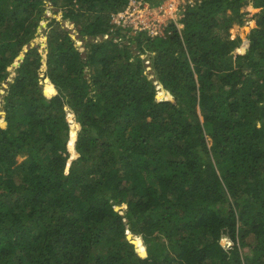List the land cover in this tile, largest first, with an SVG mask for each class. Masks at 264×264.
<instances>
[{
	"label": "trees",
	"instance_id": "trees-1",
	"mask_svg": "<svg viewBox=\"0 0 264 264\" xmlns=\"http://www.w3.org/2000/svg\"><path fill=\"white\" fill-rule=\"evenodd\" d=\"M129 1L0 0V264H264V0Z\"/></svg>",
	"mask_w": 264,
	"mask_h": 264
},
{
	"label": "rangeland",
	"instance_id": "rangeland-1",
	"mask_svg": "<svg viewBox=\"0 0 264 264\" xmlns=\"http://www.w3.org/2000/svg\"><path fill=\"white\" fill-rule=\"evenodd\" d=\"M166 2H168V4H166ZM181 3H182V0H166L165 1V3H163V4H161L158 8H156V9H151L150 8V6L148 5V4H140V3H136L135 2V4H134V6L132 7V8H134V9H140L141 10V14H144V15H147L148 16V14L151 12V13H153V15H151V16H149V17H144V18H146V20H145V22L146 21H152V20H154V19H157V20H162L161 22H162V24H164V26H165V29H166V26H168L169 24H170V22L171 21H173L174 23H176L177 24V30H179L180 32H181V30L183 29V24L181 23V21H180V18L182 17L181 16V13H180V9L182 8V7H180V5H181ZM138 4H139V7H138ZM47 5H48V7H49V3H47ZM168 5V7H167V9L168 10H165L166 12L164 13V11L162 10V11H159L160 9H164V8H166V6ZM179 6V7H178ZM260 11V9H255V8H253L252 7V5L251 4H249L247 7H245V8H243V9H241V12H243V13H246V15L244 16V18H245V20L246 21H244V24H243V26L244 27H240V26H235V27H233V28H231L230 30H229V33L226 35V38L224 39V40H229L230 38H234V37H236V36H239V37H241V38H243L247 33H248V26H249V24L251 23L250 22V20H251V17H252V15L253 14H255V13H257V12H259ZM164 13V14H163ZM46 17L47 16H52V11L51 10H47V13H46V15H45ZM58 20H60L61 21V13H58L56 16H55ZM170 17V18H169ZM130 19H135V16H133V17H131ZM63 24H64V26L66 27V28H68V29H70L71 30V33H72V37L75 39V40H77V38H78V34L76 33V30H75V28H73V25H71V23H69L68 21H64L63 22ZM45 26V23H43V25H42V27H44ZM130 27V29L132 30V27L131 26H127V27H125V28H129ZM124 29V28H123ZM142 32H144V31H142ZM165 32V31H164ZM164 32H162L163 34H164ZM147 33V32H146ZM132 34H134L133 33V30H132ZM148 34V33H147ZM163 34H161L160 36H163ZM44 29L42 28H40L39 30H38V36L32 41V43H31V47H33V46H36V45H39L40 46V49H42V53H43V56H44V54H45V51H44V49H43V46H44ZM136 35V34H135ZM159 36V35H158ZM159 36V37H160ZM78 41V40H77ZM80 45V44H79ZM77 47H78V50L80 51V52H84V46H83V43L80 45V46H78L77 45ZM238 52H240V50L239 49H237L236 51H234V53H238ZM22 54L16 59L17 61L15 62V64L14 65H12V66H10L9 68H8V71H9V73H10V76L8 77V79L6 80V81H8V82H11V80H12V77L15 75V71H14V69H15V66H16V64L17 63H19V61L22 59ZM141 58H145L144 56H141ZM145 60V59H144ZM146 64H147V60H146V62H145ZM147 70H149V71H147L149 74H148V78L149 79H151L152 78V75H151V72H150V69L149 68H146ZM153 79V78H152ZM154 84H155V89H157V86H160V84H158L157 83V81L155 80L154 82H153ZM6 85H3L2 87L4 88ZM162 89V88H161ZM0 94L1 95H3V92L1 91L0 92ZM159 95V96H158ZM162 96H165V92L163 91H161V93L160 94H157L156 95V100L157 101H160L161 100V98H162ZM0 101H1V96H0ZM68 115V118L70 117V115L69 114H67ZM3 117H4V112L2 111V107H1V103H0V119H3ZM69 122L72 124V121L70 120V118H69ZM73 127H76L74 124H73ZM209 141V140H208ZM208 145H209V143H208ZM19 161L21 160L20 158L18 159Z\"/></svg>",
	"mask_w": 264,
	"mask_h": 264
},
{
	"label": "built area",
	"instance_id": "built-area-1",
	"mask_svg": "<svg viewBox=\"0 0 264 264\" xmlns=\"http://www.w3.org/2000/svg\"><path fill=\"white\" fill-rule=\"evenodd\" d=\"M165 1L166 0H164L163 3H165ZM135 2L140 3V4H145V3H142L141 1L130 0L126 9L117 15V17L114 21L115 24L121 28L131 26L134 34H138L142 31H145L148 33L147 35L151 38L157 37L158 35L160 36L161 34H163L162 32H164L165 26H164V24H162V22H161L162 20L154 19L150 22L149 21L145 22L146 18H144V17H149V16L153 15V13L150 12L148 14V16L141 14L140 13L141 10L139 8L138 9L132 8L134 6ZM194 2H195V0H182L180 7H182L184 4H193ZM166 4H168V2H166ZM138 7H139V4H138ZM167 7H168V5L166 6V8L160 9L159 11L163 10L165 13L166 12L165 10H168ZM133 16H135V19H130ZM104 38H107V36H104ZM76 44L78 46H80L82 44V42L77 41Z\"/></svg>",
	"mask_w": 264,
	"mask_h": 264
},
{
	"label": "clouds",
	"instance_id": "clouds-1",
	"mask_svg": "<svg viewBox=\"0 0 264 264\" xmlns=\"http://www.w3.org/2000/svg\"><path fill=\"white\" fill-rule=\"evenodd\" d=\"M161 86V85H160ZM161 88H162V86H161ZM164 90H163V88H162V92H163ZM165 92V91H164ZM156 95H157V89H156ZM156 95H155V98H156ZM165 99V96H162V98H161V100L160 101H162V100H164Z\"/></svg>",
	"mask_w": 264,
	"mask_h": 264
}]
</instances>
